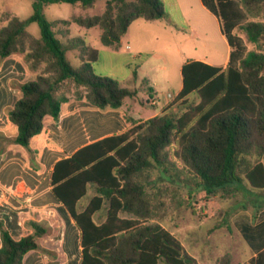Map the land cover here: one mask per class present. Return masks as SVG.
<instances>
[{
    "label": "trees",
    "instance_id": "1",
    "mask_svg": "<svg viewBox=\"0 0 264 264\" xmlns=\"http://www.w3.org/2000/svg\"><path fill=\"white\" fill-rule=\"evenodd\" d=\"M99 0H34L33 13L21 20L0 14V59L22 53L28 67L36 72L33 81L19 85L20 97L6 109L17 128L14 142L28 148L30 140L44 128V118L58 122L61 106L70 98L85 99L106 111L120 109L138 91L125 88L110 77L93 73L98 50L82 46L80 37L64 40L69 29L57 31L60 23L43 15L49 4L66 3L94 7ZM101 14L77 17L85 28L100 29L103 46L118 50L130 25L138 19L166 17L161 0H105ZM216 16L230 47L225 67L189 60L181 68L182 89L175 102L180 115L168 111L147 120L133 122L123 133L89 143L55 163L50 175L51 192L67 210L79 232L78 264H199L180 240L155 219L148 199V169L178 168L191 175L209 193L230 191L247 181L253 190H264V0H201ZM37 23L38 38L27 31ZM237 29L243 30L257 50H248ZM81 48L78 68L67 58L68 51ZM137 80L138 73H133ZM64 83H72V96L59 94ZM84 89V92L81 91ZM197 94L199 102L190 103ZM94 195L83 204L88 188ZM105 207V217L95 216ZM128 215V216H125ZM33 233L19 240L0 226V264H23L24 256L42 250L39 239L47 229L29 222ZM43 251V250H42ZM220 264H232L230 256Z\"/></svg>",
    "mask_w": 264,
    "mask_h": 264
},
{
    "label": "rangeland",
    "instance_id": "2",
    "mask_svg": "<svg viewBox=\"0 0 264 264\" xmlns=\"http://www.w3.org/2000/svg\"><path fill=\"white\" fill-rule=\"evenodd\" d=\"M33 2L34 0H0V14L8 13L21 20H27L33 13ZM105 2L99 0L94 7L87 9L78 4H49L44 7L43 15L49 21H68L67 24L60 23L57 31L68 28L71 38L83 39L82 46L97 50L102 48L98 61L93 64V73L110 77L117 80L122 87L138 91L136 97L127 99L135 105L131 109L132 115L142 112V120L157 111L180 115L182 108L175 102L177 91L182 86L180 63L187 59L210 56L209 61L219 66L225 60L227 49L221 40L217 22L208 21L201 12V9L206 13L207 10L201 4L192 6L191 24L195 25L192 32L188 29L172 34L169 30L140 19L130 26L127 36H124L125 41H131V48L127 50V44H123L119 54L112 56L111 50L101 44L98 29L91 30L93 40H90L84 36L85 29L74 22L77 17L101 14L105 9ZM163 7L165 11L164 3ZM2 18L3 16H0V25ZM27 30L36 36L39 32L38 24L29 23ZM235 33L243 37L248 50H257L243 30L237 29ZM81 52V48H76L67 53V58L74 68L80 65ZM27 70L23 60L4 64L0 68V129L8 130L10 134L14 133V128L4 109L13 105L19 97V92L15 90L19 87L18 82L30 79L26 74ZM135 70L138 73L137 80L133 78ZM74 91L75 86L72 83H64L59 94L72 96ZM81 91L84 92V89ZM169 94L174 100L164 105L169 99ZM151 99L156 105L150 104ZM189 102H199L197 94H191ZM257 160L264 163V158L256 155L249 157L251 163ZM144 176L150 180L147 193L155 216L151 222L160 224L174 234L185 251L199 264H220L228 255L232 264H264V250L255 257L257 250L251 243H261L264 238L259 234L260 229L264 227L261 225L264 219V190L251 189L243 174L244 180L233 185L230 191L220 190L213 193L197 186V181L188 173L171 166L168 170L154 166L145 171ZM93 194V188L89 187L82 203L89 201ZM104 213L105 207L100 215L103 216ZM100 220L102 219H97ZM68 247L74 250L76 263L78 253L75 245L70 243ZM44 254L49 256V264L61 263H53L52 255ZM60 255L63 256V252ZM159 264L166 263L160 260Z\"/></svg>",
    "mask_w": 264,
    "mask_h": 264
},
{
    "label": "crops",
    "instance_id": "3",
    "mask_svg": "<svg viewBox=\"0 0 264 264\" xmlns=\"http://www.w3.org/2000/svg\"><path fill=\"white\" fill-rule=\"evenodd\" d=\"M161 1L165 5L166 17L161 20L147 21L149 22L148 24H154L166 31L169 30L172 34L180 30L189 29L191 32L195 30V25L191 24L192 6L195 4H201L203 6L201 0ZM203 8L205 7L203 6ZM201 10L208 21L214 20L217 22L221 32L219 19L206 8L207 13L204 9ZM138 20H135L133 23ZM81 28L85 29L84 36L87 39L89 38L91 40L93 38L91 30L95 28L98 29L100 37L101 32L97 27ZM127 33L124 36H127ZM204 35L207 37L206 33ZM33 36L38 38L40 31L36 36ZM124 36L121 39L118 50L106 47L111 50L112 56L119 54V50L123 47V44H127V50L131 48V41H125ZM221 36V40L226 45L227 53L224 62L219 66L225 67L229 60L230 47L222 32ZM70 38L71 31L69 35L63 37L64 40ZM100 51H102V48L98 50V59ZM139 53H141V50H139ZM209 59L210 56H204L203 58L189 60H199L213 65ZM19 60L25 62L22 53H15L5 59H0V68L4 64L9 65L13 61L18 62ZM189 60L187 59L180 63V70ZM25 64L28 69L26 74L30 79L22 82L19 81V85L27 81H33L36 78V72L32 71L26 62ZM181 89L182 86L178 89L176 96ZM15 90L19 92L20 97L21 92L19 88H15ZM8 98H10V95H8ZM129 102L131 101L126 99L122 108L103 111L85 99L70 98L62 104L58 122L54 121L50 116L44 118L42 132L30 140L28 148L18 146L14 142V138L17 135V128L10 122L6 114V109L13 107L16 102L11 106L8 105L5 107V114L14 128V133L10 134L8 130L0 129V226L9 230L12 237L16 240L33 233V229L28 225L31 221L39 223L47 229L46 235L39 239V244L43 251L33 250L28 252L24 256L23 264H49L51 260L44 253H50L52 255V262L60 261V264L79 263V232L67 210L51 192V171L57 161L71 156L79 148L101 138L123 133L132 127L133 122L142 120V112H137L135 115L131 114V109L135 105L133 101L132 103ZM169 102L171 101L168 99L164 105L169 104ZM159 113V111L155 112L146 118V120ZM90 187L94 190L93 186ZM102 210L95 216L96 220L98 218L103 220L105 217L106 210L103 216L100 215ZM261 225H264V219L261 221ZM259 234L264 236V227L260 229ZM70 243L75 245V250L78 253L76 263H74V250L68 247ZM251 243L257 250V253L254 254L256 257V255L264 250V238L261 243ZM61 252H63V256L60 255Z\"/></svg>",
    "mask_w": 264,
    "mask_h": 264
},
{
    "label": "built area",
    "instance_id": "4",
    "mask_svg": "<svg viewBox=\"0 0 264 264\" xmlns=\"http://www.w3.org/2000/svg\"><path fill=\"white\" fill-rule=\"evenodd\" d=\"M168 98H169L170 101L174 100V98L170 94L168 95ZM150 104L151 105H155L156 102L153 99H151Z\"/></svg>",
    "mask_w": 264,
    "mask_h": 264
}]
</instances>
